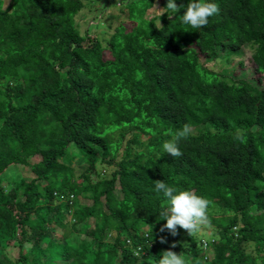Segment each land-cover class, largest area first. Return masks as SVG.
<instances>
[{"label": "trees", "instance_id": "trees-1", "mask_svg": "<svg viewBox=\"0 0 264 264\" xmlns=\"http://www.w3.org/2000/svg\"><path fill=\"white\" fill-rule=\"evenodd\" d=\"M4 1L0 264H264V0H216L200 29L167 0ZM156 180L206 197L217 240L161 232Z\"/></svg>", "mask_w": 264, "mask_h": 264}, {"label": "clouds", "instance_id": "clouds-1", "mask_svg": "<svg viewBox=\"0 0 264 264\" xmlns=\"http://www.w3.org/2000/svg\"><path fill=\"white\" fill-rule=\"evenodd\" d=\"M164 8L166 12L162 13H167L169 17L176 15L179 9L183 8V14L176 16V20L190 26L192 29H200L202 26L207 25L209 18L219 11L216 0H188L186 5L181 4L179 6L175 3V0H167ZM252 130L255 131V126ZM191 133V125L188 123L183 124L176 131L173 138L162 143L163 152L170 154L172 157L182 155L178 141L189 137ZM153 191L157 195H161L167 204L166 209L160 212V216L166 221L160 228L161 232L167 230L172 236H175L177 235V226L187 230L189 234L198 230L204 248H207L210 242L217 240L215 232L206 223V212L209 204L206 197L198 195L190 189L178 190L162 180L154 182ZM161 242H164L163 237H161ZM172 247H175V244ZM214 257L215 255L211 254L209 258L213 259ZM156 264H186V260L181 254L166 250L161 253Z\"/></svg>", "mask_w": 264, "mask_h": 264}, {"label": "rangeland", "instance_id": "rangeland-1", "mask_svg": "<svg viewBox=\"0 0 264 264\" xmlns=\"http://www.w3.org/2000/svg\"><path fill=\"white\" fill-rule=\"evenodd\" d=\"M7 4H8V1H4L0 5L1 6H5ZM105 18H106L105 20L107 22H110L112 20H114V22L115 21H123V20L126 19L125 16H119L118 8H115V7H112L111 11L108 13L107 17H105ZM98 32H99V30H97V33ZM251 55H252V50L249 49V48H245V49H243V52H242L240 57L232 58L231 61L222 60L221 62H217V65L215 66V69L217 71L222 72L223 74H225L227 76H230L231 75V71L234 68L238 67L239 61L243 60L245 62L247 59H249L251 57ZM247 76H249V75H247ZM247 76L245 75V73H242L240 75V77H247ZM15 168L17 170L18 175H22V176H24L27 179L30 178L31 170H30L29 167H25L24 168V167H19V165H14V167L12 168L11 171H14Z\"/></svg>", "mask_w": 264, "mask_h": 264}]
</instances>
